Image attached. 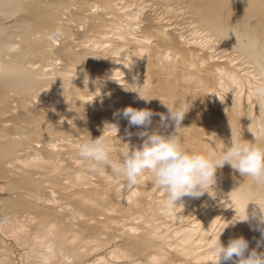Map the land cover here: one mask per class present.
I'll return each instance as SVG.
<instances>
[{
	"label": "bare ground",
	"instance_id": "6f19581e",
	"mask_svg": "<svg viewBox=\"0 0 264 264\" xmlns=\"http://www.w3.org/2000/svg\"><path fill=\"white\" fill-rule=\"evenodd\" d=\"M260 86L264 0H0V264H216L219 238L256 250L261 233L232 225L264 205L251 178L225 166L211 196L169 212L150 173L136 187L90 173L79 149L103 135L119 164L145 131L189 154L264 148ZM162 101L188 110L181 128L160 127ZM129 106L151 127L130 128Z\"/></svg>",
	"mask_w": 264,
	"mask_h": 264
},
{
	"label": "clouds",
	"instance_id": "9594fccd",
	"mask_svg": "<svg viewBox=\"0 0 264 264\" xmlns=\"http://www.w3.org/2000/svg\"><path fill=\"white\" fill-rule=\"evenodd\" d=\"M119 84L126 92L136 93L139 101H151L139 91ZM251 95L259 110L264 111V86L253 89ZM162 103L167 108L168 115L160 116V127L181 128L188 110H177L163 101ZM118 115L128 122L130 128L148 129L152 125L154 114L146 109L137 110L129 106ZM249 131L257 140L256 133L251 129ZM138 137L143 140V144L136 150L120 153L119 164L110 158L103 135L83 144L79 149V156L86 161L88 172L99 173L102 169H109L115 176L124 177L126 183L132 187L138 186L140 180L150 173L156 186L166 193L164 206L169 212L179 207L185 198L200 199L206 193L210 195V190L216 184L217 170H222L225 166L237 172L240 177L251 178L256 186L264 188V148L232 141L231 146L222 155L205 156L189 154L175 142L173 136L166 137L159 132L145 131L138 133ZM250 204L254 205L251 211ZM234 210L236 216L232 225L247 223L253 231L261 233V239L257 242L256 250H250L249 242L243 237L230 240L227 246L221 243L220 238L213 240L211 251L216 257V264H264V254L258 251L264 247V205L251 202L246 210Z\"/></svg>",
	"mask_w": 264,
	"mask_h": 264
}]
</instances>
